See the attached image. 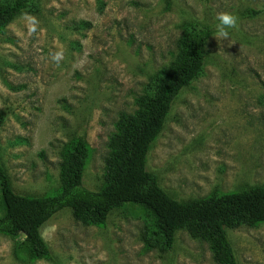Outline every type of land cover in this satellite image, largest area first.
<instances>
[{"label": "rangeland", "instance_id": "374dc122", "mask_svg": "<svg viewBox=\"0 0 264 264\" xmlns=\"http://www.w3.org/2000/svg\"><path fill=\"white\" fill-rule=\"evenodd\" d=\"M28 1L35 8L0 31V167L16 193H56L62 151L75 138L89 153L83 186L99 190L118 115L136 110L187 27L210 30L204 68L174 101L147 170L182 202L264 186V0ZM223 12L238 17L227 41L215 34ZM28 16L39 22L35 32ZM79 22L90 26L73 28ZM142 228L133 207L103 226L77 223L64 209L41 236L59 264H215L185 231L162 251L143 243ZM226 232L238 264H264V222ZM22 242L0 233V264H51L28 262Z\"/></svg>", "mask_w": 264, "mask_h": 264}, {"label": "trees", "instance_id": "16d2710c", "mask_svg": "<svg viewBox=\"0 0 264 264\" xmlns=\"http://www.w3.org/2000/svg\"><path fill=\"white\" fill-rule=\"evenodd\" d=\"M35 6L28 0L0 3V31ZM89 26L79 22L73 28ZM209 33L207 27L185 28L174 60L150 78L145 92L135 99L136 110L118 115L108 138L99 190L83 186L89 153L81 138L62 151L59 190L52 195L16 193L0 167V233L23 237L19 250L28 262L59 264L41 236L42 227L56 213L69 209L75 222L103 226L111 212L133 207L143 223L141 239L149 249L169 251L177 233L185 231L208 245L215 264H238L226 230L264 222V186L182 202L170 196L146 167L174 101L204 68Z\"/></svg>", "mask_w": 264, "mask_h": 264}, {"label": "clouds", "instance_id": "9594fccd", "mask_svg": "<svg viewBox=\"0 0 264 264\" xmlns=\"http://www.w3.org/2000/svg\"><path fill=\"white\" fill-rule=\"evenodd\" d=\"M30 24V31L35 32L38 26V21L35 17L28 16L26 17ZM218 23L215 26L216 38L221 41L230 40V30H235L238 28V17L232 13L223 12L217 15ZM54 60L59 62L63 59V54L57 53L54 57Z\"/></svg>", "mask_w": 264, "mask_h": 264}]
</instances>
